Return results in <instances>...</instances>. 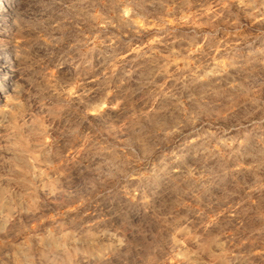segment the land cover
Returning <instances> with one entry per match:
<instances>
[{
    "label": "rangeland",
    "instance_id": "obj_1",
    "mask_svg": "<svg viewBox=\"0 0 264 264\" xmlns=\"http://www.w3.org/2000/svg\"><path fill=\"white\" fill-rule=\"evenodd\" d=\"M19 1L0 32L1 61L16 55L15 69L26 63L24 57L47 55L35 37L53 14L49 5L59 7L54 0ZM161 2L139 0L150 17L162 14ZM225 2L193 0V11L203 5L207 13L196 21L201 27L195 32L187 24L166 36L148 28L115 42L104 33L85 32L67 66L84 87L58 107L70 126L82 111L92 116L77 155L91 148L90 163L59 164L53 157L57 169L32 167L26 150L30 130L23 126L29 117L6 114L0 96V239L26 246L42 264H67L69 256H78L79 264H98L83 255L92 244L87 236L118 231L124 246L113 249L104 264H157L174 232L193 251L203 246L191 259L209 264L226 241L264 234V89L246 97L223 91L218 77L202 78L211 71L210 60L224 61L229 45L247 51L229 34ZM260 46L264 41L257 40L252 49ZM235 63L231 78L244 84L246 70ZM252 67L257 71L245 87L264 84V67ZM131 152L146 158L150 173L131 192L132 200L111 179L116 156ZM108 242L107 236L96 241ZM4 251L11 248L0 250V258Z\"/></svg>",
    "mask_w": 264,
    "mask_h": 264
},
{
    "label": "clouds",
    "instance_id": "obj_2",
    "mask_svg": "<svg viewBox=\"0 0 264 264\" xmlns=\"http://www.w3.org/2000/svg\"><path fill=\"white\" fill-rule=\"evenodd\" d=\"M54 4L59 7L49 5L53 8V14L46 21H42L44 27L35 37L36 40L43 41L47 55L38 60L23 58L26 63L15 69L20 73L13 82V92L16 95L7 94L2 106L6 114L29 117L23 125L30 130L27 137L30 143L26 146L28 163L32 167L39 163L48 169H57L59 164L65 163H90L95 159V155H88L91 148H86L85 155L77 159L79 141L87 138L85 133L91 130L88 122L92 120V116L88 111H82L78 123L70 126L61 121V110L58 107L59 104L67 105L75 99L84 87L80 78L67 66L72 63L69 52L84 42L86 31L94 32L97 37L104 33L113 42L119 40L121 35L138 34L148 28L156 29L157 34L163 33L166 36L187 24L195 32L201 27L196 21L207 14L203 5L193 11V0H162L163 12L159 17L144 14L139 0H68L67 3L64 0H54ZM233 6L238 11L234 12ZM221 7L228 16L226 22L231 29L229 34L235 36L247 51L229 45L224 61L213 64L210 60L211 71H205L202 78L218 77L216 82L223 86L222 90L225 92L242 91L246 97L252 93L259 96L264 84L258 87H245V84L249 83V78L257 71L252 67L254 64L264 67V46L252 49L255 41H264V0H226ZM109 31L113 33L112 36H107ZM204 38L208 39L207 36ZM198 50L201 48L198 47ZM201 54L207 55L202 51ZM237 60L247 73L244 84L231 78L232 70L237 67ZM5 79L8 77L5 76ZM3 91L0 87V92ZM81 125L84 126L83 131L80 130ZM42 157L45 159L42 160ZM53 157L59 160V164L52 162ZM113 163L116 173L111 175V179L122 183L125 196L131 199V192L140 190V185L150 177L146 158H141L135 152L122 153L116 156ZM100 236L109 237L110 242L96 243ZM100 236H87L92 244L83 251V255L86 260L93 259L98 264H104L110 260L112 250L123 247L125 241L118 231L104 232ZM169 239L171 243L168 254L157 264H196L191 257L201 253L203 246L193 251L187 245H182L175 238L174 232ZM8 248L11 251H4L0 264H42V258L35 256L33 259L28 254L31 250L26 246L12 238L0 239V250ZM217 261L219 264H264V234H249L226 241L225 246L218 255H213L209 264H217ZM67 264H79L78 256H69Z\"/></svg>",
    "mask_w": 264,
    "mask_h": 264
},
{
    "label": "bare ground",
    "instance_id": "obj_3",
    "mask_svg": "<svg viewBox=\"0 0 264 264\" xmlns=\"http://www.w3.org/2000/svg\"><path fill=\"white\" fill-rule=\"evenodd\" d=\"M2 1H4V4L0 5V32L5 31V26L8 25L7 24L8 19L11 17L12 8L17 3V0H2ZM19 2L21 3V1ZM1 55L2 54L0 53V87H2L4 91L0 92V96L2 95L1 97L4 98L7 95L6 94L7 92H13V86H14L13 82L17 77V71H15L14 68L15 63L17 62V58L16 55H14V56H10L5 61L4 60L1 61ZM5 76H7L8 79H5Z\"/></svg>",
    "mask_w": 264,
    "mask_h": 264
}]
</instances>
